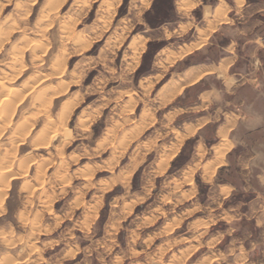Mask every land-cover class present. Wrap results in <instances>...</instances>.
I'll list each match as a JSON object with an SVG mask.
<instances>
[{
	"label": "rangeland",
	"instance_id": "374dc122",
	"mask_svg": "<svg viewBox=\"0 0 264 264\" xmlns=\"http://www.w3.org/2000/svg\"><path fill=\"white\" fill-rule=\"evenodd\" d=\"M153 1L118 0L107 15L112 0H65L58 11L45 9L48 0H0V28L9 23L0 77L16 75L7 86L21 94L40 83L23 94L0 132V170L9 171L0 175V264H264V221H255L256 208L264 212L257 178L264 130H237L245 146L230 145L206 174L214 126L183 137L186 115L176 116L196 92L168 104L176 92L158 90L190 62H216L214 45L225 42H213L194 61L156 65V56L178 52L204 24L191 14L200 0H185L194 4L187 14L174 0L175 22L151 29L144 15ZM47 11L50 20L35 29ZM33 40L41 43L35 56ZM14 49L23 55L12 66ZM141 65L147 74L136 79ZM39 90L50 99L47 123L43 112H26ZM253 118L252 127L260 120ZM178 145L158 174L160 159ZM240 158L251 165L243 169Z\"/></svg>",
	"mask_w": 264,
	"mask_h": 264
},
{
	"label": "crops",
	"instance_id": "0c3cea01",
	"mask_svg": "<svg viewBox=\"0 0 264 264\" xmlns=\"http://www.w3.org/2000/svg\"><path fill=\"white\" fill-rule=\"evenodd\" d=\"M201 1L200 5L197 3L196 7L192 9L191 14L193 15L197 11L198 16H192L194 23H203L204 26L198 29L195 40L183 45V47L197 44L200 41L199 32L207 29V24L203 22V18L206 17V15H203L207 7L211 9L212 13L210 15L214 14L218 7L225 8L226 12L224 11L223 15L220 16L222 20L219 21L213 33L208 36L207 42L179 59L176 64L179 65L188 60H193L195 56L203 54V49L210 48L214 45L213 42L222 39L221 41H224L225 44L215 43L214 45L220 53L218 60L216 62H190L186 64L179 72H176L175 77L170 75L164 80L158 92H161L164 96V91L168 94L171 91L177 92L182 89L181 92L176 93L174 98L170 99L168 103L170 104L177 97L195 91V102L192 105L185 104L186 106L184 105L182 108L180 106L176 108L177 117L186 115V118L182 119L183 124L185 126H199L196 132L212 124L216 146L222 143L223 139L220 135L224 130H226L225 140L232 146V149L237 145L245 146L244 139L241 136H234L237 130L243 131V129H246L252 132L264 130V115L261 116L258 110L259 105H263L264 102V0H229L230 2L214 0L212 7L208 6L207 3L209 2L203 3ZM170 78L174 84L171 82L165 86L170 82ZM173 80H176V83ZM209 101L210 103H208ZM253 117L260 119L259 124L254 127L250 125L254 119ZM240 160L243 169L251 165L249 160L247 162L243 161L242 158ZM248 173L249 169L246 174ZM244 177H247V175ZM257 178L264 184L263 170ZM218 187L222 188V186ZM261 207L256 208L255 221H264V212H262Z\"/></svg>",
	"mask_w": 264,
	"mask_h": 264
},
{
	"label": "bare ground",
	"instance_id": "6f19581e",
	"mask_svg": "<svg viewBox=\"0 0 264 264\" xmlns=\"http://www.w3.org/2000/svg\"><path fill=\"white\" fill-rule=\"evenodd\" d=\"M65 0H48V4L45 6V9H48V10H57L58 11V9H59V7L61 6V4H63V2H64ZM118 0H112V2H111V4H108V11H106L107 13V15H108V13H110L112 10L114 11V7H113V4L115 3L116 4V2H117ZM241 1V0H240ZM196 5V4H195ZM75 6H77V5H75ZM216 6V5H215ZM218 6H220V5H218ZM194 7V4H193V2L191 3V2H187V1H185V0H181L180 2H178L177 3V11L178 12H180V13H185V14H187V13H189V11H191V9ZM241 7V6H240ZM72 10V9H71ZM51 11H47V12H45V14H41V15H39L40 17L39 18H37V23H36V27H35V29H37L38 27L37 26H39L40 24H42L43 22H47L48 21V19H49V17H50V15L52 14V12ZM224 11L226 12V10H225V8H221V7H218L216 10H215V12H214V14H212V15H210V16H206V17H204L203 18V22H205L206 24H207V29L206 30H204V31H200L199 32V36H200V41L197 43V44H193V45H190V46H185V47H183V48H181L178 52H176V53H173V54H171V55H169V56H167V57H165V58H163V53H162V55L161 54H159L158 56H156L155 57V62H156V65H159V66H162V67H164V65L166 64V63H168V64H172V63H174L176 60H178V59H181L183 56H185L186 54H188V53H190L193 49H195L196 47H199L200 45H203L205 42H206V40H207V38H208V36L209 35H211L212 33H213V31L215 30V28H216V26H217V24H219V21L220 20H222V17L220 18V16L221 15H223V13H224ZM69 13V12H68ZM212 13V12H211ZM111 14H112V12H111ZM66 15V14H65ZM226 15V14H225ZM64 17V16H63ZM105 18V17H104ZM101 19V16H100V18H98V20H100ZM111 19V18H110ZM224 19H225V17H224ZM50 20V19H49ZM104 21V20H103ZM226 21V20H225ZM96 22V21H95ZM8 23V22H7ZM61 23L62 22H59V25H61ZM97 23V22H96ZM99 23H101V22H99ZM44 24V23H43ZM5 25H9V23L8 24H5ZM7 26H6V29L5 28H0V49L1 48H3V46L6 44V43H8L9 42V37L7 36V34H8V28H7ZM13 25H10V27H12ZM8 29V30H7ZM10 29H12V28H10ZM23 29V28H22ZM25 29V28H24ZM69 30V29H68ZM12 31V30H11ZM64 34H66V36H67V34H69L68 32H65ZM24 37V36H23ZM65 38H67V37H65ZM24 39V38H23ZM26 40L28 41V39L26 38ZM28 43H29V41H28ZM39 43L40 42H38V41H34L33 40V42H31L30 44H29V48H31V49H35V52H33L32 53V55L31 56H35L40 50V48L39 49H37L36 47H39ZM108 43V42H107ZM41 44V43H40ZM107 45V44H106ZM89 46V44H87V41H86V43L85 44H83V46H82V50L84 51L85 50V48L87 49V47ZM35 47V48H34ZM107 47V46H106ZM36 49L38 50V51H36ZM133 49V48H132ZM135 49H137V48H135ZM138 50V49H137ZM136 50V51H137ZM21 51V50H20ZM20 51L19 50H16V49H14L13 51H12V59H11V61H9L11 64H12V66H13V64L14 65H16V64H18L19 65V60H21L20 58H21V55H23V54H21L20 55ZM34 51V50H33ZM104 51V49H102L101 50V52H103ZM136 51H134V54H136V53H138V52H136ZM132 52V51H131ZM137 55V54H136ZM135 56V55H134ZM133 56V57H134ZM136 57V56H135ZM134 57V58H135ZM11 58V57H10ZM35 59H39V58H36L35 57ZM19 62V63H18ZM58 64H62V57H59L58 59H57V65ZM63 65V64H62ZM65 65V64H64ZM196 66V65H195ZM192 67V66H191ZM214 67V66H213ZM197 68V67H196ZM15 69V68H14ZM189 69V68H188ZM187 69V70H188ZM215 69V68H214ZM186 70V71H187ZM216 71H217V69H215ZM220 70V69H219ZM226 70H227V68H226ZM195 71V70H194ZM12 72V71H11ZM185 73V72H184ZM201 73V72H200ZM178 75V74H177ZM180 75H181V73H180ZM179 75V76H180ZM183 75V74H182ZM178 76V77H179ZM198 76V75H197ZM206 76V75H205ZM219 76V75H218ZM14 76H12V74L9 76V77H7V76H3V77H0V132L2 131V130H4V129H6V127H7V124H8V122H9V118L6 116V115H9V117L11 116V114H12V112H13V110H14V108L16 107V105L18 104V102H20L21 100H22V98H23V94H25V92L29 89V87H32V88H35V87H38V86H40V83H38V84H35L36 82H34L33 84L31 83V85H29L28 84V88H26V89H24V90H20L21 92H23V94H21L18 90V92L19 93H17L14 89H12V88H10V87H8L7 85H9V83L10 82H12L11 80H12V78H13ZM15 77H16V75H15ZM15 77L13 78V80L15 79ZM175 77V76H174ZM183 77V76H182ZM196 77V76H195ZM220 77H222V76H220ZM223 77H225V76H223ZM197 79H198V77H197ZM230 79V78H229ZM176 80H178V79H176ZM175 80V81H176ZM179 80H180V78H179ZM196 80V79H195ZM227 80V79H226ZM146 81V80H145ZM174 81V80H173ZM174 81V82H175ZM224 81V80H223ZM172 81H171V78H170V82H168L167 84H165V86H167V85H169L170 83H171ZM198 82V81H197ZM196 82V83H197ZM173 83V82H172ZM176 83V82H175ZM192 83V82H191ZM226 83H228V82H226ZM26 84V83H25ZM24 84V85H25ZM174 84V83H173ZM188 84V83H187ZM186 84V85H187ZM229 84V83H228ZM227 84V85H228ZM225 85V84H224ZM226 85V86H227ZM230 85V84H229ZM26 86V85H25ZM173 86V85H172ZM176 86H178V85H176ZM180 87V86H179ZM182 87V86H181ZM227 87H229V86H227ZM226 87V88H227ZM140 88H141V90H143L144 88H142V86H140ZM178 88V87H177ZM176 88V89H177ZM180 89V88H179ZM40 91V90H39ZM182 91V89H180V90H178L177 92H181ZM176 92V93H177ZM166 93V92H165ZM170 93H172V95L175 93H173V91H171ZM159 95H160V93H158ZM157 94V95H158ZM169 94V93H168ZM180 94V93H179ZM48 95H49V93H48ZM158 95V96H159ZM171 95V96H172ZM176 95V94H175ZM206 95V94H205ZM203 97H205V96H203ZM207 97V96H206ZM172 98V97H171ZM173 98H174V96H173ZM203 99V98H202ZM207 99V98H206ZM48 100H50L49 99V96H47V94H46V92H44L43 90L42 91H40V92H38L37 93V95H36V97L34 98V100H32L33 102H32V104H31V107L26 111L27 112V115H28V117H32V116H36L37 114H40V113H42L43 112V114H44V119H45V121L44 122H48V118L49 117H47L45 114H47L48 112H47V110H48V107L50 106V103L48 102ZM205 100V99H204ZM163 101V100H162ZM161 101V102H162ZM164 102V101H163ZM165 102H167L168 103V101H165ZM204 102V101H203ZM208 103H210V101L208 102ZM164 104V103H163ZM41 108H42V111H41ZM35 118V117H34ZM32 119V118H31ZM31 119H29V120H31ZM230 119V118H229ZM232 119V118H231ZM25 120V119H24ZM236 120V119H235ZM33 122H34V120H32ZM32 122V123H33ZM204 122V121H203ZM202 122V123H203ZM35 123V122H34ZM27 124V123H26ZM204 124V123H203ZM223 126V125H222ZM198 127L199 126H197V127H193V125H190V126H185V132H186V134L185 135H183V137H185V136H188V135H191V134H193V133H195L196 132V130H198ZM30 128V127H29ZM45 128V127H44ZM28 129V128H27ZM49 130H51V128L50 127H47L46 128V134L49 132ZM45 134V133H44ZM45 134V136H47ZM179 135V134H178ZM220 135V134H219ZM219 135H218V138H219ZM225 136H226V130H224V131H222V133H221V135H220V137L223 139V141H222V143L221 144H219V146H215V148H214V150H215V153H214V156H213V158H212V160L211 161H209V163L206 165V169H207V171H206V169L204 170V171H206V174L210 177L211 175H213V173H214V171H215V169L217 168V166L218 165H220L221 163H222V157H223V155L226 153V151L230 148V144L229 143H227L226 141L227 140H225ZM182 139V138H181ZM179 140V143H181L182 142V140ZM18 140V139H17ZM20 142V141H19ZM178 148H179V145L171 152V154L169 155V156H165V157H163V158H161L160 159V161H159V163H158V165H157V167H158V174L159 173H162L165 169H166V167H167V165H168V163H169V161H171L175 156H176V154H177V152H178ZM9 160V159H8ZM7 163V162H6ZM199 167V166H198ZM196 170V169H195ZM9 172V171H8ZM8 172H7V170H6V168L4 169L3 168V170H0V175L1 176H4L5 178H6V175L8 174ZM190 173L189 174H191L192 173V171H189ZM188 175V174H187ZM191 176V175H190ZM130 177H131V175H127L125 178H124V184H126L128 181H129V179H130ZM2 178V177H1ZM14 179V178H13ZM189 180H191V179H189ZM189 183V182H188ZM229 189V188H228ZM227 189V190H228ZM133 204H135V202H133ZM107 227V226H106Z\"/></svg>",
	"mask_w": 264,
	"mask_h": 264
},
{
	"label": "trees",
	"instance_id": "16d2710c",
	"mask_svg": "<svg viewBox=\"0 0 264 264\" xmlns=\"http://www.w3.org/2000/svg\"><path fill=\"white\" fill-rule=\"evenodd\" d=\"M202 2L206 3L207 0H202ZM193 14L195 16H198L197 12H194ZM205 15L206 14H204L203 16ZM144 20L151 29H157L164 24L175 22L174 0H154L151 9L144 15ZM150 45L151 44L149 43V47ZM149 51L144 55L143 59H146ZM151 54H153L151 57H154L155 52ZM145 74H147V70L143 65H141L136 71L135 78L137 79L141 76H144ZM176 161H178V159ZM185 163L186 161H182L181 166Z\"/></svg>",
	"mask_w": 264,
	"mask_h": 264
}]
</instances>
